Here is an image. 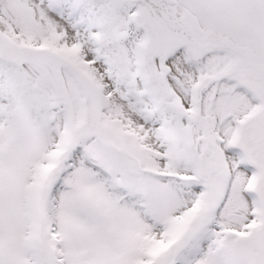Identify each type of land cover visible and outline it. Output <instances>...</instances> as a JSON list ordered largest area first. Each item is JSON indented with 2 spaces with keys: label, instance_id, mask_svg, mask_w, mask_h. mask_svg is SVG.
<instances>
[{
  "label": "snow or ice",
  "instance_id": "1",
  "mask_svg": "<svg viewBox=\"0 0 264 264\" xmlns=\"http://www.w3.org/2000/svg\"><path fill=\"white\" fill-rule=\"evenodd\" d=\"M0 264H264V0H0Z\"/></svg>",
  "mask_w": 264,
  "mask_h": 264
}]
</instances>
